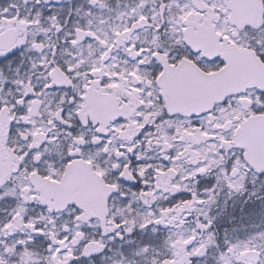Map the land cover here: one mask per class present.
<instances>
[{"label": "snow or ice", "instance_id": "snow-or-ice-1", "mask_svg": "<svg viewBox=\"0 0 264 264\" xmlns=\"http://www.w3.org/2000/svg\"><path fill=\"white\" fill-rule=\"evenodd\" d=\"M0 264H264V0H0Z\"/></svg>", "mask_w": 264, "mask_h": 264}, {"label": "flooded vegetation", "instance_id": "flooded-vegetation-1", "mask_svg": "<svg viewBox=\"0 0 264 264\" xmlns=\"http://www.w3.org/2000/svg\"><path fill=\"white\" fill-rule=\"evenodd\" d=\"M81 3H84L85 0H80ZM113 8H124L129 6L134 2V0H109ZM71 6H75V0H71Z\"/></svg>", "mask_w": 264, "mask_h": 264}]
</instances>
